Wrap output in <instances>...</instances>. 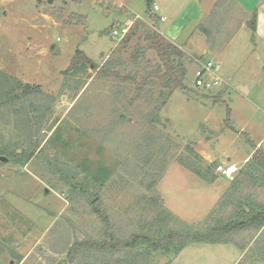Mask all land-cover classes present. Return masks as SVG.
<instances>
[{"label": "rangeland", "instance_id": "rangeland-1", "mask_svg": "<svg viewBox=\"0 0 264 264\" xmlns=\"http://www.w3.org/2000/svg\"><path fill=\"white\" fill-rule=\"evenodd\" d=\"M123 1L147 17L155 0ZM127 10L0 0V264H264L259 224L177 252L123 247L133 235L157 241L223 227L239 220V204L264 209V171L250 172L246 157L264 136V100L249 86L203 91L190 65L188 90L157 109V100L132 99L127 86L116 96L96 77L93 65L119 44L111 29ZM234 23L221 28V42ZM191 39L189 51L200 53ZM250 44L240 36L214 57L243 67ZM77 50L92 63L67 71ZM230 163L228 179L216 167Z\"/></svg>", "mask_w": 264, "mask_h": 264}, {"label": "trees", "instance_id": "trees-1", "mask_svg": "<svg viewBox=\"0 0 264 264\" xmlns=\"http://www.w3.org/2000/svg\"><path fill=\"white\" fill-rule=\"evenodd\" d=\"M219 5L218 1L214 7L218 8ZM149 16L155 29L140 20L135 22L119 44L103 58L101 64H94L93 69L99 80L115 87L116 96L124 93L127 86L129 92L133 94L132 99L157 100L156 107L159 109L175 90H188L187 76L191 59L187 55L190 53L187 48H181L157 30L156 16L151 13ZM196 29L204 34L208 42H211L209 46L211 49L216 47L217 37H213L205 22L199 23ZM230 35L231 33L227 34V39ZM150 52L154 54L153 57L148 56ZM91 63L82 51L77 50L76 57L67 71L75 66L89 67ZM252 149L250 172H255L256 169L264 171V148L256 147L252 142ZM237 213L240 216L239 220L230 221L223 227L213 228L207 232L186 233L172 230L157 241L146 235H133L122 245L125 248H133L141 241L142 244L151 246L153 250L173 249L177 252L188 242L211 241L215 233H226L255 224L264 225V209L239 204ZM174 239L178 241L174 242ZM106 242L99 243V246L107 247ZM115 245V243L109 244L112 248Z\"/></svg>", "mask_w": 264, "mask_h": 264}, {"label": "crops", "instance_id": "crops-1", "mask_svg": "<svg viewBox=\"0 0 264 264\" xmlns=\"http://www.w3.org/2000/svg\"><path fill=\"white\" fill-rule=\"evenodd\" d=\"M218 1L220 5L216 8L214 6ZM153 4L159 6L157 14L165 17L164 21L158 20L156 26L162 35L181 48H184L183 45H185L188 50L194 47L191 38L196 36L197 40L201 41L200 53L190 52L194 55L209 53L218 56L240 36L246 38L251 43L249 52L251 63L242 67L234 64L227 65L220 61L222 68L220 74L229 81L231 86L235 84L247 89L250 87L252 95L259 100H264V0H155ZM147 6L149 14V6L151 5L148 3ZM127 18L128 16L117 21L115 25L122 24ZM143 18L151 21L150 16ZM235 20H237L235 25L237 28L232 32L230 38L221 42V36L224 35L226 29L234 26ZM201 22H205L213 37H217V45H219L217 48L211 49L209 47L211 42H208L204 34L196 29ZM215 27L217 28L216 31H214ZM221 28L224 33L221 32ZM180 41H185V44ZM110 51L105 55H108ZM229 90H233V86ZM253 144L256 147L264 148V136H260L258 140L254 139ZM252 153L253 150L246 157ZM243 161H246V158ZM230 165L236 168V164L230 163Z\"/></svg>", "mask_w": 264, "mask_h": 264}, {"label": "built area", "instance_id": "built-area-1", "mask_svg": "<svg viewBox=\"0 0 264 264\" xmlns=\"http://www.w3.org/2000/svg\"><path fill=\"white\" fill-rule=\"evenodd\" d=\"M96 3L108 6L113 4L118 8H128L131 16H129L122 24L115 25L111 29V36L115 38L122 39L131 29L132 25L135 21H142L154 28L152 25V21H147L138 13L132 11L123 0H94ZM159 6L157 4H153L149 6V13L156 16L157 20L164 21L165 17L163 15H158ZM155 29V28H154ZM189 58L191 59V65L194 67L192 73V83L193 86L201 89L203 91H212L215 89H219L222 87H226L231 89L232 86L227 79H225L220 74V63L217 59L211 54H203V55H194L191 53H187ZM216 170L226 176L227 178H233V174L236 171V168L233 165L223 166L222 164L217 165Z\"/></svg>", "mask_w": 264, "mask_h": 264}, {"label": "water", "instance_id": "water-1", "mask_svg": "<svg viewBox=\"0 0 264 264\" xmlns=\"http://www.w3.org/2000/svg\"><path fill=\"white\" fill-rule=\"evenodd\" d=\"M1 158V160H5V158L4 157H0Z\"/></svg>", "mask_w": 264, "mask_h": 264}]
</instances>
